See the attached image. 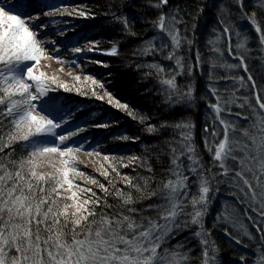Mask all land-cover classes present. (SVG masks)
Listing matches in <instances>:
<instances>
[{
  "label": "snow or ice",
  "instance_id": "snow-or-ice-1",
  "mask_svg": "<svg viewBox=\"0 0 264 264\" xmlns=\"http://www.w3.org/2000/svg\"><path fill=\"white\" fill-rule=\"evenodd\" d=\"M243 7V0H237ZM168 0H157L154 5L161 8ZM38 6V0H15L12 8H6L0 4V154L5 148L11 147L14 142L25 141V156L15 159L12 153L0 155V264H185L188 261V249L185 252L168 251L158 252L162 244L171 238L174 228L198 226L199 230L194 236L199 238L203 246L202 264H214L216 251L214 244L210 245V235L204 228L203 217L207 212L209 203V192L212 184L228 183L236 190L238 198L246 200L249 205L259 204L264 208V96L259 92L255 93V104L249 97H244L243 104L238 106L248 108L257 116V122L251 129L242 131L243 139H236L235 125L221 116L227 111L224 105H231L237 102L239 97L233 92L227 99L212 88V94L216 96V103L210 104L215 115L213 116V129L209 133L212 142L205 138V146L212 154L213 166L222 171L212 173L206 169L196 152L192 143L190 122L180 121L172 125H161V127H172L179 130L180 139L168 142L171 146V166L167 170L164 180H161L158 187L151 195L160 194L163 203L149 205L156 211L155 217L141 216L139 220L131 215L120 213L109 216L104 212H97L101 207L102 198L97 196L89 188H83L74 183L72 175L84 177L86 174L74 166L77 160L75 153L84 151L86 155L99 156L100 153L86 151L80 146L69 145L60 147L55 143L48 144L44 141L47 137H55L61 143L75 135L58 134L55 130L61 127V121L51 114L48 109L58 110L57 97L48 96L50 91L56 87H63L65 91L69 88L66 84H60L57 77H48L43 71L34 74V69L39 65L44 56V49L37 40V32L46 25H29L26 20L32 19L29 9ZM56 13L78 14L87 17L88 12L80 10L75 5H54ZM53 15V11L43 13ZM125 28H129L128 19L117 17ZM248 20L258 34L259 42L264 45V26L253 13ZM182 23L176 16H165L161 14L153 21V27L158 28L162 35L157 47L152 40H149L143 48V54H153L156 51L163 52L169 47L167 40L171 41V50L167 53V59L174 60L176 68L179 69L175 75L183 73V58L177 55L182 41L187 40L182 36L176 24ZM64 31V30H62ZM223 32L230 33V28L225 25ZM219 41H209L213 45V51L223 53L215 45ZM191 44V40H187ZM247 37L238 42L236 49L246 48ZM88 50L92 51L96 42H89ZM229 53H232L231 38L229 36ZM75 53L82 51L81 47L73 48ZM117 49L113 47L106 54H116ZM56 59L59 57H47ZM240 65L247 72V65L244 64V57L237 55ZM35 62V63H29ZM200 62L197 54V63ZM74 63V61H73ZM215 67V63L212 65ZM148 67L163 73L164 69L158 64H151ZM228 68H235L237 65H227ZM175 75L168 79H162L161 83L168 86L166 99L171 102L176 96V103H190L193 100V89L188 87L186 92L181 93L175 80ZM79 80V76L75 77ZM87 79H91L90 76ZM232 79L239 84V87H247V81H251V87L255 89L256 83L251 74L247 81L244 77ZM31 82V83H29ZM96 83V81H92ZM47 96V99H43ZM99 98V97H98ZM43 99L39 106L34 102ZM109 101L112 97L109 96ZM117 104L121 108L127 105ZM258 106V107H257ZM236 115H240L237 113ZM247 119V117H244ZM220 128L216 125V121ZM7 124L11 127L7 128ZM149 132L156 131L149 127ZM207 132V128L205 129ZM223 134L222 139L218 137ZM37 137L39 139H30ZM127 139V137H125ZM239 153V154H236ZM58 157L59 159H56ZM181 157L189 161L185 165ZM108 160V156H104ZM130 161H137L141 158L131 157ZM231 160L233 165H229ZM218 162V163H216ZM127 166L126 164L124 165ZM141 166L148 172L152 171L151 165L143 162ZM50 169L44 171L43 169ZM188 171L194 176L197 191H190V176L185 174ZM113 171L120 175L113 165ZM106 177L107 171L102 173ZM223 177L217 180L216 177ZM89 181L96 185L108 195L114 194L122 199L124 205L133 203L130 192L126 193L116 189L110 192L104 184L88 177ZM128 185L140 192L143 189L139 184H133L132 178L123 176ZM145 185L153 177H144ZM114 187V185H113ZM218 190V189H217ZM90 193V195H88ZM106 207L107 201L103 200ZM191 206V211H186ZM255 210V209H254ZM129 213L137 212L135 208H129ZM264 215V213H262ZM181 216H187V220H179ZM91 217V219H90ZM225 222L230 221V216L225 213L222 217ZM162 221V222H161ZM227 234V233H226ZM237 243H240L237 240ZM184 245L178 243L177 249ZM213 255H210L209 252ZM243 259V257H241Z\"/></svg>",
  "mask_w": 264,
  "mask_h": 264
},
{
  "label": "trees",
  "instance_id": "trees-1",
  "mask_svg": "<svg viewBox=\"0 0 264 264\" xmlns=\"http://www.w3.org/2000/svg\"><path fill=\"white\" fill-rule=\"evenodd\" d=\"M69 1L70 5L77 6L89 15L81 16L78 21L65 16L59 23L55 22L58 24V36L66 38L70 47H89V42L95 41L93 50L106 52L115 47L117 52L113 55H88L89 60L101 64L94 70L91 79L86 76L83 80L62 83L69 90L65 91L61 87L62 91L53 95L57 97L58 110L47 111L57 121L66 118L68 123L64 125L65 130L79 134L69 140L70 145L83 146L87 151H96L109 157L107 177L93 172H89L88 177L104 184L112 193L120 189L132 194L133 203L124 205L121 198L106 194L96 184L91 190L102 198L101 207L97 208L98 213L104 212L109 216L123 213L137 220L141 216L155 217L156 211L149 208V205L163 201L159 193H151L165 179L171 166V146L168 142L181 138L179 130L172 127L162 128L161 125L190 122L193 125L192 143L202 165L211 170L208 173L211 175L222 171L213 166L212 154L205 146L206 137L212 142L209 133L214 126L215 113L209 105L217 102L211 89L216 88L218 95L224 99L233 92L239 97L236 103L224 105L228 110L221 113L224 119L235 125L236 139H243L242 131L251 129L257 122V116L252 109L247 105H238L243 104L244 97H249L255 104L256 92L264 96V45L260 44L258 34L248 20L255 13L257 20L264 26V0H243L242 8L237 0H168L161 8L154 7L157 0H56L50 2V7L68 4ZM161 14L166 17L173 15L181 20L182 23L176 24V28L182 36L192 41L191 44L187 40L182 41L177 52L183 58L184 64L183 73L180 75H175L179 71L175 61L167 59V53L171 50V41L167 37L165 40L169 47L163 52L143 54V48L149 40L157 47L160 44V40L154 38L162 34L158 28L153 27L152 22ZM117 17H126L129 28H125ZM85 20L91 24L88 25ZM225 25L230 28L228 34L223 32ZM81 28L83 31H76ZM218 36L219 41L215 46L221 50L222 56L213 51V45L209 43L217 41ZM229 36L231 54L228 50ZM245 37L248 50H237V43ZM197 54L200 57L199 63ZM237 55L244 57L247 72L240 65V60L235 58ZM213 63L215 67L212 66ZM151 64H158L164 72L159 73L148 67ZM227 65L237 67L228 68ZM249 74L256 83L255 89L251 87V81H247ZM173 75L181 93L186 92L189 86L192 87L193 100L190 103H176V96H173L171 102L166 99L168 86L162 84L161 80ZM232 77H244L248 86L239 87ZM109 96L112 97L111 102ZM117 101L127 105V108L119 107ZM237 113L240 115H236ZM215 123L219 125L218 120ZM5 125L7 131L11 126L7 121ZM149 127H154L156 131L149 132ZM219 127L223 128V125ZM222 138L221 133L218 139ZM24 147L22 141H17L11 147L5 148L3 154L12 153L13 158L19 159L27 154ZM131 157L141 159L130 161ZM181 159L185 165L189 163L186 157ZM143 162L151 165V172L141 166ZM228 164L233 165V162L229 160ZM113 165L120 175L113 171ZM185 174L190 176V191H197V185L191 183L196 178L187 170ZM123 176L132 178V183L139 184L143 190L136 191L122 179ZM144 177L153 179L145 185ZM216 179L222 180L223 177L217 176ZM235 193L236 190L228 183L213 182L212 190L208 194L209 203L203 224L210 234V245L214 244L216 249L214 264H264V208L259 204L250 206ZM103 200L111 207L104 206ZM129 208H135L137 212L129 213ZM186 211H191V206ZM225 213L230 216L228 222L218 219ZM178 219L187 220L189 217L181 216ZM198 230L196 225L174 228L171 238L161 245L158 252L163 253L165 249L170 252H185L191 249L185 264H202L203 246L199 243V238L194 236V232ZM178 243L184 246L177 249ZM209 254L213 255L211 251Z\"/></svg>",
  "mask_w": 264,
  "mask_h": 264
},
{
  "label": "rangeland",
  "instance_id": "rangeland-1",
  "mask_svg": "<svg viewBox=\"0 0 264 264\" xmlns=\"http://www.w3.org/2000/svg\"><path fill=\"white\" fill-rule=\"evenodd\" d=\"M42 1V3H40ZM56 0H38V6L32 9H29L32 15V19L26 20V23L29 25L35 26L39 24H44L46 27L40 28L37 32V40L40 41L41 47L44 49V56L41 58L39 65L36 66L34 69V74H39L40 71H43L48 77L55 76L58 79V82L60 84L64 82H72L75 79V77L79 76V80H83L86 78V76H90L94 73V70H96L100 65L95 63L92 60L88 59V55H95V54H103V55H109L106 54L107 52H110L112 48L107 50L106 52H98L96 50L89 51L88 47H82V51L80 53H75L73 51L74 47H70L69 42L66 40V38H61L58 36V29L56 28L58 24L61 21V19L65 16L71 17L72 19H75L78 21L79 16L78 14H59L55 12V9L50 7V2H55ZM68 1V0H66ZM15 3V0H0V4H2L6 8H12V5ZM67 4V3H66ZM63 4V5H66ZM67 5H70V1ZM53 11V15H44L43 13L48 11ZM53 19V20H50ZM86 21V20H85ZM56 22V23H55ZM86 23L91 24V22ZM76 31H83V28ZM117 49V48H116ZM113 55V54H112ZM59 57L60 61H63V63L58 62L56 59H48L47 57ZM74 61V63H73ZM29 63H35V62H29ZM31 83V82H29ZM53 88H55V91H50L48 93V96H53L55 94H59L62 90L61 87H56L53 85ZM43 99H47V96ZM43 99L40 101H36L38 105L37 110H40V105L43 103ZM68 123V120L65 118L63 119V122L61 123V127L56 129L55 131L58 134L63 135H69V132L65 130V126ZM68 132V133H67ZM79 134L76 133L75 135L69 136V139L61 143L59 140H56L55 137H47V139L44 141L45 143L52 144L55 143L56 145L60 147L69 146V140L73 137L78 136ZM30 139H39L37 137H32ZM24 146L27 144V142L22 141ZM83 148V146H80ZM84 149V148H83ZM23 150L28 151L26 147L23 148ZM85 150V149H84ZM87 151V150H86ZM93 153H97L96 151H91ZM77 160L74 161V166L78 168L80 171L84 172L86 175L84 177L75 176L72 175V178L74 180V183L77 185H80L83 188H89L92 189L95 185L92 184L88 179V173L93 172L95 174H98L100 176H105L102 173L107 171V167L110 165L108 160L104 159V155H95L88 156L85 154L84 151L75 153ZM56 159H59L56 157ZM44 171H49L50 169H43Z\"/></svg>",
  "mask_w": 264,
  "mask_h": 264
}]
</instances>
